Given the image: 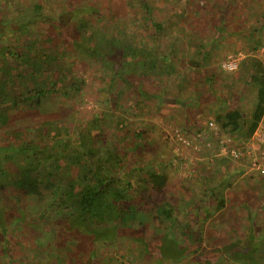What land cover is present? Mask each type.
Instances as JSON below:
<instances>
[{"label":"trees","instance_id":"16d2710c","mask_svg":"<svg viewBox=\"0 0 264 264\" xmlns=\"http://www.w3.org/2000/svg\"><path fill=\"white\" fill-rule=\"evenodd\" d=\"M200 1L0 0V264H264V195H246L264 174H244L228 205L225 183L249 159L219 150L223 137L245 150L264 117V10L205 0L215 12L203 29ZM234 36L253 50L228 71L219 62ZM77 56L101 83L99 107L72 127L68 109L91 90ZM173 104L185 135L221 153L213 177L200 175L209 201L164 196L172 161L149 158V127H131ZM210 219L228 238L205 249Z\"/></svg>","mask_w":264,"mask_h":264},{"label":"rangeland","instance_id":"374dc122","mask_svg":"<svg viewBox=\"0 0 264 264\" xmlns=\"http://www.w3.org/2000/svg\"><path fill=\"white\" fill-rule=\"evenodd\" d=\"M204 1L205 0H203L202 2L201 0L200 2H202V4H205ZM220 1L224 2V0H220ZM243 1L256 2L258 4V7L255 8L264 10V0H243ZM125 2L128 3L130 2V0H125ZM171 2L172 5L175 3L176 5L174 7L172 6L171 8H169V10L177 11L178 8L180 7L179 0H171ZM214 2L215 1L205 4L206 7H204L203 12L201 11L199 13L198 12L199 9L194 10L192 12L193 23H196V25L202 23L203 24L202 28L203 29L205 27L207 28L208 24H210L209 20L213 19L214 17L210 13L212 10L215 12ZM127 7H125V9H127ZM188 26L191 30L193 29L192 22ZM232 38L233 39L227 40L228 45L223 49L224 55H226V57L222 61L218 60L220 61L219 65L223 63V61L227 58L229 54H233L238 51H241L244 54H246V53H251V51L253 50V48H251V44L245 41V39L237 40L235 36ZM223 52H222V56H223ZM258 53L264 55V44L258 49ZM218 61H215L216 65L218 64L217 63ZM70 65L74 68V70L78 74H83L87 77L88 83L91 87L90 92H88L89 94L84 97L85 100L84 104L77 105L79 106V108L75 106L73 109H68L71 126L74 127L75 125L80 123V119L85 120V118H88L89 116L94 114L93 110H96L99 107V104H96L97 102L92 103L93 101L92 99L94 97L93 94L95 92L96 86H98L101 82L91 77L90 75L91 71L89 69V61L86 60L85 58H82L81 56H77L74 59L70 58ZM231 79H234V77ZM166 82L167 85L169 86V91L172 92L176 91V87L178 86V79L176 77L171 76L168 78ZM183 113H184V109L182 107L179 106L175 107V105L173 104L172 106H168V107L166 106L164 109L153 108L151 112L145 115H138L139 113L137 112L136 116H132L131 119V123H132L131 127L134 128L138 126H143L147 128L148 126L149 127L148 136L154 138V143L148 153V157L152 158L153 160L157 158L156 160L158 161L161 160L167 161L168 159L172 161L171 165L167 168L171 176V184L167 188V190H165L164 196H167V198L171 199L173 202L177 201L180 202L181 204H184L189 199L190 200L208 199L207 196L205 195L207 191H205L206 189L204 185V180L200 178V175L204 174L206 178L208 176L211 178L213 177L214 164L212 163L211 158L214 157L215 155L213 156L212 152L218 153L217 151L218 147H216L212 143L208 145L209 143L207 144L202 143L201 141L197 140L198 138H194L191 134L185 135V133L182 131V127H184ZM210 122L211 119L210 121L209 120L206 121V125L209 130L214 128V125H210ZM238 146L235 145V147ZM244 146H245V150H243V152H245V154L248 155V159H249V162L247 163L248 167L242 174L233 176L230 181L231 183H227V182L225 183L224 194L225 195L227 194L228 201L230 200V203L228 205H230L235 201L236 203L240 202V198L236 196V193L238 188L242 187L240 186L241 185L240 183L242 181V178L244 177V174L250 172H256L257 176H259L258 173H261L262 175L264 174V172L262 171L264 169V157H263L264 156V117L262 119L259 128L255 132L254 136L251 139H249L244 144ZM235 147H231L230 145H228L225 148L226 152L222 148L219 150L221 151L222 154H225L228 152V148H235ZM242 155H244V153ZM232 162H233L232 165L229 166L230 170L235 169V167L233 166L234 164L235 166H240L241 163L239 159H236ZM259 177L262 178L263 176H259ZM261 185L262 184L258 181H252L251 185H249L246 189L247 190L246 195H248V197L252 200H255V198L260 193L261 195H264V193H262L264 192V189L261 188ZM261 198L264 199V197L262 196ZM262 211L264 213V209ZM221 225H218V221L213 222V219H210L206 223L205 232H204L205 233L204 242H203L205 249H212L214 246L220 245L223 243V241L227 240L228 238L227 235L222 230L217 229L218 227L220 228ZM262 225L264 226V224ZM117 247L122 248L121 245ZM121 248H118V251H121ZM130 264H137V263L131 262ZM224 264H229V262Z\"/></svg>","mask_w":264,"mask_h":264},{"label":"built area","instance_id":"2783aa9c","mask_svg":"<svg viewBox=\"0 0 264 264\" xmlns=\"http://www.w3.org/2000/svg\"><path fill=\"white\" fill-rule=\"evenodd\" d=\"M245 54L241 51H238L236 53H233V54H229L227 56V58L223 61V63L221 64L222 65V68L226 69V70H230V71H233V70H236L238 68V65H239V62L241 60V58L244 56ZM210 125H214L213 122H210ZM215 127V125H214ZM231 141L230 138H223L221 140L222 142V146L221 148L226 152V147L228 146L227 143H229ZM209 143V142H208ZM235 147V146H233ZM243 150L244 148L243 147H235V148H228V151L234 155V156H240L242 155L243 153ZM264 157V156H263ZM264 171V169L262 170Z\"/></svg>","mask_w":264,"mask_h":264}]
</instances>
